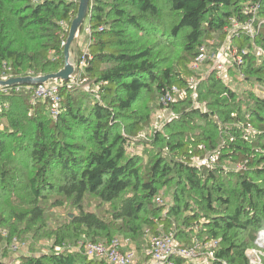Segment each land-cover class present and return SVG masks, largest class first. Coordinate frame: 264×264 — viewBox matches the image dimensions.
Wrapping results in <instances>:
<instances>
[{"label":"trees","instance_id":"obj_1","mask_svg":"<svg viewBox=\"0 0 264 264\" xmlns=\"http://www.w3.org/2000/svg\"><path fill=\"white\" fill-rule=\"evenodd\" d=\"M79 2L0 0V81L63 70ZM256 5L259 26L264 0H90L81 30L92 29L81 80L89 89L62 84L57 119L49 102L32 101L30 86L0 90V253L20 239L22 223L38 235L59 222L54 209L65 208L78 213L51 231L53 249L22 255L20 264H107L64 247L116 237L142 256L146 229L158 228L186 247L218 241L212 264H250L246 251L264 229V97L239 88L264 86V24L254 40L231 30L250 21L246 9ZM212 42H230L242 57L230 67L234 84L212 73L199 85L207 109L183 101L174 107L178 120L148 132L160 97L201 79L191 65ZM75 45L79 61L85 53ZM175 46L180 51L171 58ZM146 130L149 149L131 152ZM219 149L214 167L193 164ZM162 192L171 197L169 210L156 201ZM90 199L95 210L86 206Z\"/></svg>","mask_w":264,"mask_h":264},{"label":"built area","instance_id":"obj_2","mask_svg":"<svg viewBox=\"0 0 264 264\" xmlns=\"http://www.w3.org/2000/svg\"><path fill=\"white\" fill-rule=\"evenodd\" d=\"M260 8V5H256L251 9L248 8L249 10L246 9V11H250V13L252 12L253 18L243 24L235 22L231 32L234 33L239 29H243V31L248 36H250L252 40H254L261 30L262 23L264 24L263 21L259 24V26H256V21H259L258 16ZM84 34L90 37L92 35L91 27L86 26L84 29ZM211 52L206 45L201 46L198 56L191 65L192 71L200 75L201 78L203 75L200 74V67L208 60L212 62H228L229 60L232 62V67L235 66L236 63H241L243 60L241 56H236L235 50L232 49L230 42H227L225 45H223L221 50H214ZM84 53L85 54L83 57L79 61H76L77 68L70 79V85L72 86H79L82 83L81 80L85 74V68L88 65V59L86 57L87 48H85ZM257 54L262 55L263 53L257 52ZM227 56H229V59H227ZM212 69H216L214 65ZM241 77L244 78V75L242 74ZM64 83L65 82L63 81L48 82L42 85L31 87L30 90L33 102L46 101L51 104L50 111L53 119H57L61 113L63 100L60 94V87ZM189 85L190 89L196 90L199 86V80L192 79ZM7 89H5V92H8ZM17 91H20V89L17 88ZM187 92L188 91L184 88L180 89L178 87H173L160 97L159 106L164 109H170L174 103V99L179 96V94H186ZM174 119L175 115L172 114L169 121ZM166 123L167 122L155 123V131H162ZM216 163L217 157L215 155L203 159H195L193 161V164L206 167H214ZM156 201L159 205L164 204V201L161 197H158ZM263 234H259L256 241V245L259 246L260 249L264 248V241H262ZM146 237L147 245L142 256L138 254L136 247L128 244V241L124 242L120 238H115L110 242L103 243H79V245L68 247L67 249L70 251L84 249L83 251L86 256H88V258L93 260H103L107 264H179V261H181L180 263L182 264H212V262H214L216 259V250L219 245L218 241L208 243H204L203 241H195L193 245L186 247L180 243L174 232L164 233L161 228H158L157 232L155 233L151 229H146ZM16 242L17 241H15L10 247V249L14 252L19 250ZM63 250L64 249H62V251ZM253 252L257 251L255 250ZM254 264L257 263L254 262Z\"/></svg>","mask_w":264,"mask_h":264},{"label":"rangeland","instance_id":"obj_3","mask_svg":"<svg viewBox=\"0 0 264 264\" xmlns=\"http://www.w3.org/2000/svg\"><path fill=\"white\" fill-rule=\"evenodd\" d=\"M6 6L9 7V8H12L14 10V9L19 7V4L16 3V2H8L6 4ZM259 11H261V9ZM6 17H8V18L13 20V17H11V16H6ZM258 19H259V16H258ZM89 40H90V38L87 37L85 34L78 33L77 38L74 41V43L76 42V45H79V49H82L84 46L87 45V42ZM150 40H152L154 42L157 41L156 39H150ZM161 42L163 44H165V42H163V41H161ZM212 43L214 45L213 44H209V46H207L208 49H210V52L214 51V50H221L222 49V46H218V43H214V42H212ZM76 45H75V47H77ZM255 50H256V52L263 53L261 48L255 47ZM179 51H180V49L177 48V46H175V47H173L172 53L169 54V56L171 58H173L179 53ZM211 53H213V52H211ZM227 59H229V56H227ZM71 62L74 65L75 71H76L77 67H76L75 52L73 51V45L71 47ZM213 65L215 66V68L217 70L216 69H212ZM230 67H232V62H230L229 60H228V62H226V61L225 62H212V61L208 60L205 64H203L200 67L199 71H201L200 74L203 75V77L201 78V80H199V85H200L202 80L204 81L205 79H207L209 77V75H211L212 73H216L218 79L223 78L221 80L224 83H227V85L228 84L229 85L234 84L233 78L229 74ZM34 77H36V76H34ZM8 78L9 77H6V75H4L2 80H9ZM84 83H86V82L81 83L77 87L78 88L81 87V90H83V91L84 90H88L89 89L88 88L89 85H84ZM239 89H241L242 91H244L245 89H251L256 95H258L260 97H264V86L262 84L259 85L258 83H256L255 86H252V87L250 85L246 84V85H242ZM186 90L188 91L186 94L185 93H181V94H179V96H177L174 99L173 106L170 109L169 108L164 109L161 106H160L161 108H159V106H158L159 104L155 106L156 109H155V112L153 114V122H152L150 130H148V132H151L152 134H153V132H157V131H155V123H157V122H161V123L162 122H167L168 123V121H169V119H170L172 114H174L175 115V119H177L179 117V114H178V112H176L174 107L179 106V104L181 102H183V101L191 99L193 101V107L202 108V109H207L208 108L205 103H203V102H201L199 100V86L197 87L196 90L195 89L192 90V89H190V85H188ZM174 120H171L169 122H173ZM162 131H160V132H162ZM186 131H187V129H186ZM146 133H147V130L143 131L142 135L134 138L136 143H135V146L130 149L131 152L136 150L138 152L144 153L146 151V149H149L148 145L151 144L153 138L150 139V137H147ZM248 133H252V131L250 132V129H249ZM246 137H247V135L245 134L244 138H246ZM229 141H226V143H230ZM234 141H236V138H233L231 140V142H234ZM225 147L228 148V145H226ZM220 149H224V147H221ZM220 149L217 152L218 155H215L217 157V162H218V158L220 157L219 153H221ZM223 166L227 167L228 165L226 164V165H223ZM240 167H242V166H231V168H229V167L228 168L231 169V170L235 169V171H238L240 169ZM162 193L164 195L161 194L160 197L164 201L163 205L164 206L167 205L168 206V210H169L171 197L168 196L166 192H162ZM90 205H91V208H93L95 210L96 206H97V203H96L95 200L90 199L89 202L86 203V206H90ZM53 213H56V216H57L56 218H59V222H57L56 226H53V223L50 222L51 226L49 228L45 229V230L41 229V231L39 232L38 235L35 234L34 232L26 230L27 224L26 223H22L20 225V229L22 230V232L18 233L20 239H15L13 241V243L15 241H17L16 243H17V246H18L19 250H16V252H14L13 250H11L9 252H7L6 250H2L1 253H0V261H1V263L2 262L5 263V261H6L9 264H20L19 258L22 255H33V254H37V253H41L42 254V253H47V251L48 252L51 251L53 249V244H54L53 240H52V239H54V237H52V234L55 233V232H51V231H56V230H53V229H56V227H58V228L61 227L63 225V220L64 219L69 218L70 215L74 216L75 214L78 213V211H76V210L69 211V210H66L65 208H62V209L55 208ZM14 221L16 223H19V221L17 219H15ZM67 223H68V221H67ZM1 230L3 231L1 235H3V237L6 238L8 236L7 232H4L5 231L4 228H2ZM263 232H264V229L259 230L257 238H256V241L258 239L259 234H263ZM116 238H120L124 242L128 241V244L132 245L131 241L129 239L125 238V237H116ZM263 245H264V242H263ZM127 246L130 247L129 245H127ZM132 246L135 247V245H132ZM68 247H73V245L72 246L67 245L64 248H68ZM64 248L57 247L55 249V251L59 252V251H61ZM3 249H4V247H3ZM255 250L257 252H253ZM246 255L248 256L250 264H254V262L257 263V264H263L264 263L263 262V260H264V248L260 249L259 246L256 245L255 248H249L246 251Z\"/></svg>","mask_w":264,"mask_h":264},{"label":"water","instance_id":"obj_4","mask_svg":"<svg viewBox=\"0 0 264 264\" xmlns=\"http://www.w3.org/2000/svg\"><path fill=\"white\" fill-rule=\"evenodd\" d=\"M89 5H90V0H80L79 2L78 15L72 22L69 32V37L65 44V67L63 70L55 74L44 75V76H37V77L28 76V77L11 78L9 80H1L0 90L19 87V86L34 87L54 81H63V82L70 81L75 71V67L71 62V47L74 41L76 40L78 33H80V31L82 30V27L88 15Z\"/></svg>","mask_w":264,"mask_h":264},{"label":"crops","instance_id":"obj_5","mask_svg":"<svg viewBox=\"0 0 264 264\" xmlns=\"http://www.w3.org/2000/svg\"><path fill=\"white\" fill-rule=\"evenodd\" d=\"M82 34H84V32L82 33ZM87 36V35H86ZM88 37V36H87ZM90 38V37H89ZM89 42H90V40L87 42V45L89 44ZM227 43V42H226ZM87 45L86 46H84L83 48H82V50H85V48H87ZM225 45V44H224ZM223 46V45H222ZM5 263H7L6 261H5Z\"/></svg>","mask_w":264,"mask_h":264},{"label":"bare ground","instance_id":"obj_6","mask_svg":"<svg viewBox=\"0 0 264 264\" xmlns=\"http://www.w3.org/2000/svg\"><path fill=\"white\" fill-rule=\"evenodd\" d=\"M4 136V135H3ZM262 241H264V234H263V238H262Z\"/></svg>","mask_w":264,"mask_h":264}]
</instances>
